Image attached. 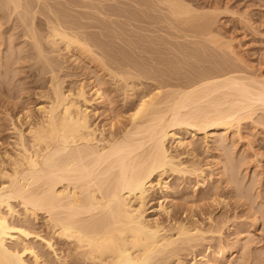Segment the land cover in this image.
<instances>
[{"label":"bare ground","instance_id":"6f19581e","mask_svg":"<svg viewBox=\"0 0 264 264\" xmlns=\"http://www.w3.org/2000/svg\"><path fill=\"white\" fill-rule=\"evenodd\" d=\"M93 1L95 0H59L52 4L46 0H0V26L11 22L6 29L0 27V74H3L2 68L7 74L8 71L13 72L10 68L14 69L12 66L21 62L22 65L28 63L30 67L33 66L31 68L37 65L35 69L40 71L38 73L49 75L36 92L42 98V103L37 107L38 115L33 117L29 108L25 109L28 106L21 101L23 110L26 111L23 116L20 114L17 118L11 117L9 128L13 130L15 138L10 134L13 141H6L9 148L5 147L3 153H0V264H230L227 252H230L233 243L229 248L221 247L213 254L203 255L200 261L196 259L190 263L184 260L182 253L185 251L188 254V251L197 248L198 243L204 241L201 239L206 238L204 233L207 230L204 231L201 227L200 224L203 223L199 221L202 220L183 221L177 219L178 216L173 217L171 210L175 204L169 198L173 195L174 187L164 175L172 170L180 173L191 171L203 177L204 171L182 167L167 143L171 141L175 143L174 147L192 149L193 141L188 140L187 136L203 132L204 148L210 150L212 144H216L217 148L224 150L226 158L221 168L225 173L228 172V178L234 184L237 194L251 200V186L244 185L241 176H238L242 160L239 161L230 152L227 135L233 127H239L243 120L252 118L260 110L264 112V78L246 76L247 73L242 72L244 68L238 66V58L231 59H235L237 65L229 60L231 54L228 57L223 53L225 51L221 48L225 43H215L221 51H215L216 45V48L213 44L210 46L211 43L209 45L211 48L214 46L213 50L209 47L210 51L217 52L216 55L222 53L225 57L211 52V57H205V43L202 51L201 47L196 49L203 41L198 46L196 43L197 47L192 48L193 51L191 48L188 51H191L192 58L197 61H188L193 64L190 67L194 66L192 69H196V72L193 70L195 75L190 77L184 74L187 77L185 82L182 83V79H179L181 82L178 80L177 84L174 79L176 84L172 83L173 79H164L163 75L170 74L172 78L174 75L171 77V74L175 73V78L179 76L182 69L180 66H183L180 64L183 61L187 63L186 57H179L180 61L179 58L169 60L164 57L168 59L166 63L163 62L162 67L165 66V69H148L150 63L147 60L146 67V61L144 63L139 59V62L129 53L130 50L127 52L128 49L125 50L124 47L112 46L114 39L111 44L103 36L104 41L102 34L106 35L108 32H102L100 38L97 34L101 30L97 34L86 31L87 25H90H86L82 19L95 16L89 14L91 11L95 13V10L87 11V14L82 7H93L99 11L102 5L99 12L105 13L104 10L107 9L103 5H109L100 2L97 3L100 6H97ZM156 1H160L159 4ZM156 1L158 6L162 4L168 9L165 17L169 22L172 18L179 26H188L187 29L192 31L191 35L194 31L196 34L200 33V36L202 34V39L218 42L221 36L213 32L211 20L215 18L211 17L212 11L210 15L204 14L205 11L202 15L196 13L198 16L194 17L192 12L196 11L186 2ZM134 2L138 4L136 0ZM70 7H80L85 12L75 11V15V12H70L73 10ZM139 7L141 6H137ZM142 7L141 9H145ZM149 8L146 10L152 11L155 7ZM112 9L109 10L111 15L117 16L120 10L115 9L117 11L114 12ZM134 11L130 14L135 15L137 11L132 13ZM126 13L123 15H130ZM151 13L148 16L154 15ZM100 14L102 18L104 14ZM133 15L129 16L130 19L131 16L135 19ZM139 15L141 13L137 15L139 18L144 16ZM105 20L102 25L113 22L106 20V23ZM115 22L111 24H118ZM172 23L176 24L174 21ZM109 25L107 26L111 27ZM119 26L120 24L117 27ZM170 26L172 29L176 25L172 26L170 22L169 28ZM117 30L116 34L119 33V29ZM110 33L109 38L114 30ZM141 38L144 40L146 36ZM135 45L133 42L132 46ZM151 48L153 51V47ZM228 49L236 55L231 46ZM148 50L147 52H152ZM62 51L70 53L74 58L80 57L82 65L86 62V66L90 67L89 71L93 73L89 83L80 81L73 86L74 81H71V84H67L66 74L61 73L62 64L59 65L60 62L56 59ZM51 52L57 53L54 55L56 58L52 57ZM212 56L219 57V60L216 62L217 58L215 60ZM77 57L73 59L76 60ZM157 57L161 58L160 55ZM204 57L211 60L207 62ZM157 60L155 58L154 62ZM203 61L212 63V66L214 63L216 67H206ZM143 80L153 82L149 86L146 82L145 87ZM108 90L121 92L120 95L129 102L125 122L114 106L115 101L111 99ZM97 104L102 106V111H98ZM263 120L260 121L264 123ZM156 187L164 193L165 199L159 201V206L153 211L166 213L168 222L166 219L161 221L159 215L151 216L146 213L145 201ZM193 213L187 216L188 219H195ZM255 215V222L264 217V196ZM208 218L212 220L211 215ZM243 232H238L237 237ZM249 239L239 238L233 247H238V251L242 250L244 253L243 250H247L244 249L246 244L251 241ZM246 240H249L248 243ZM252 254L254 253L251 252L250 255L255 260H252V264H264L259 254V257Z\"/></svg>","mask_w":264,"mask_h":264},{"label":"rangeland","instance_id":"374dc122","mask_svg":"<svg viewBox=\"0 0 264 264\" xmlns=\"http://www.w3.org/2000/svg\"><path fill=\"white\" fill-rule=\"evenodd\" d=\"M58 1H56V2L58 3ZM61 1H64V0H60V2ZM98 1L95 0V1H93V3L95 2V4L97 6H100V4H102V3L109 4L107 6L103 5L104 9L106 8L108 11L104 10V9L103 10L105 11V13H108V14H105L103 12H99L100 10H102L101 9L102 5L100 6L101 8H99L100 10L98 9L99 11H96V9L93 7H90V8L88 7L89 9L82 7V8H84V10L86 11L87 14L91 10H95L94 11L95 13H93L91 11L92 13L90 12L89 13L90 15L94 14L96 16V14H97L96 18H95V16L92 15L93 17L89 16L88 19L87 18L82 19V20H85L83 22L86 25L88 23L90 25V26L87 25V29L88 28L89 29L88 30L86 29V31H88L90 33L96 32L94 34H97V33H99V30H101L100 33L97 34L101 38L102 32L104 34H106L107 32H108V34H111L110 31L113 33V30H114L115 35L113 33L112 34L113 36L111 35V38H109L110 35H108V34L103 35L102 34V39L104 40L106 38L105 40L107 42L110 41L111 44H113L112 42L114 39L115 40L114 45H112V46H114L116 48H118V46L121 48L124 47V49L125 48L128 49L127 52H129V50H130L129 53L134 55L135 59L137 58L138 61L140 59L141 61H144V63H145V61L147 60L150 63V65L147 67L148 62L146 61V63H145L146 67L148 69H151V70L153 68H155L154 71L161 69V67L164 65L163 62L166 63L168 61V59L170 60V58H172V60H177L179 57L181 59H183L182 57H186L187 63L189 65L186 63V61L184 62L182 60L183 64L181 63L180 65H183V66L179 65L182 69H181V71H179V72H181L180 74L177 73V74H179V76L177 75L178 78L177 77L175 78L176 74L174 73V74H171V77H172V75H174V77H172V78H170V74H168V75L164 74L163 75L164 79L167 78L170 81H171V79H173V80L176 79V81H177L176 83L178 84L179 82H181V80H179V79H182V83L185 82V80L187 79V77L184 74H187V76L190 75V77H193L195 75V73L193 72L194 69H192V68H194V66L190 67V65L192 63H197V61L195 60L194 57L192 58V55L190 52L193 51V49L196 48L198 46V44H201L203 41L204 42L200 46H198V48H196V49H199L200 47H201L200 48L201 51L204 49L203 55L206 54L205 57L206 56L211 57V53H215V55H216L217 52H215V51H221L219 49V47L217 46V44L219 42H221L222 45L224 43L228 44V46L227 45L225 46V44H224L222 46L223 48H221V49H223L222 51H225L223 53H225L226 56L229 57V55L231 54L230 55L231 57L229 58V60H231L232 58H238L236 60L237 61L239 60V62H238L239 65L236 63L237 61L235 59L231 60L232 63H236L239 66V68H241V69L243 67L246 71H244V69H242V72L244 74L247 73L246 76L256 77L257 79L258 78L259 79L264 78V0H180V1H183L184 3L186 2L187 5H190L192 7V9H194V11H196V12H192L195 15L194 17H196L198 15H202L203 12H205V11H206V13H204V14L209 13V15H210L212 13L211 17L215 18L214 20L211 18L213 20V21L211 20V23L213 24V26L211 25L213 28V32L215 31L214 34H216L217 36L218 35L221 36L219 38V40H217L218 42H213V43L210 42L207 38L202 39L204 36L202 34L200 36L199 35L200 33L196 34V32L193 31L194 34L191 35L192 31L187 29L188 26L186 27V25L184 26L183 24L182 25L180 24L181 26H179L178 23H176V21L173 20L172 18L170 19L171 25L172 26L176 25V26L172 27V29H171V26L169 28V25H170L169 19L166 20V17L168 14L167 13L168 9L166 7H164L162 4H161V6L159 5L160 6V8H159L158 4L160 1L158 2L156 0H154V1L153 0H151V1L150 0H145V1L144 0H142V1L136 0V2L141 1V2H138V4L140 3L139 5L134 2L135 0H133V1L132 0H130V1L129 0H121V2L119 0H117L118 2L116 0H113V1L105 0L106 2L104 0H103V2H102V0H98ZM46 2H50V3L52 2V4H53L55 1L54 0H46ZM123 2H125V3H123ZM144 2L147 3V5H145ZM153 2H155L156 5ZM97 3H100V4H97ZM129 3H131L130 6L127 5ZM110 4H113V6H114V7L112 6L113 9L115 7H116L115 9H118V11L119 10L121 11V9H123L124 10L123 12H125V10H126V12L128 14H130L132 10L133 11L135 10L138 13V11L141 9L142 5H145V6L151 5L152 7L149 6L151 9H153L155 7V8H157V10H155V8H154L152 10L153 11L152 12L150 10H146L149 7L147 8V7L143 6V7H145V9L143 7L142 8L145 11L143 9H141L139 13H141V15H144L146 12L147 13L144 16L139 15V16H141L140 17L141 19L139 17H137V15L139 13L138 14L136 13L135 14L136 16L133 14H130V15H133L135 17V19H134L131 16L132 19H130V17H129L130 15L129 16L123 15L126 12L123 13L122 11H121L122 13L119 11L117 13L118 14L117 16H115L116 14L111 15V13L109 12V10L111 11V9H112ZM134 4H136V5H134ZM108 6H110V7H108ZM137 6H141V7H139L140 9L137 8ZM156 6H158V7H156ZM161 7H164V8L162 9ZM72 8H73V10H72ZM72 8H71L72 11H70L71 13L72 12L74 13L75 11L81 12L83 10L80 7L79 8L81 10L77 7H72ZM109 8H111V9H109ZM113 9H112V11H113ZM136 9H138V10H136ZM158 9H159V11H158ZM116 11L117 10H115L114 12H116ZM135 11L132 13H135ZM76 12L74 13L75 15H77ZM98 12L104 14V16L102 15L103 19L101 18V14L99 15ZM151 12L154 13L155 16L150 15V14L148 16V13H151ZM196 13L198 15H196ZM119 14H121V15H119ZM158 14H159V16H158ZM78 15H79V12H78ZM107 15H109V16H107ZM122 15H123V17H122ZM118 16H121V17H118ZM152 16L156 17V18H157V16L160 17L161 19L157 18L158 19L157 21L160 20L159 22H161V23L155 21L156 18L155 19L150 18ZM162 16H163V19L165 20V23H164V20L162 19ZM91 17H92V19H91ZM105 17H106V20L113 21V22L110 21L111 23H114V21H116L115 23L120 24L121 27L120 26L117 27L118 24L112 25L110 23V25H109V23H108L107 25L114 28V29L113 28L111 29V27H108L107 25H106L107 27L105 25H102L103 21L105 20ZM107 17H108V19H107ZM97 18H98V20H97ZM101 19H102V21H101ZM161 20H163V21H161ZM173 21L176 24L173 25V23H172ZM6 23H9V25ZM106 23H107V21H106ZM166 23H168L169 25H166ZM10 24H11V22H5L0 27L2 29H3V27H4V29H6L10 26ZM98 24H101L104 27H102V26L99 27ZM163 24H165V25H163ZM91 25H93V26L91 27ZM122 26H123V28H122ZM183 27H186L185 30H189V32L188 31L186 32L184 29H183L184 31L181 30ZM103 28H105V30H103ZM107 29H108V31H106ZM117 29H119V33L117 32V34H116ZM218 32L221 35L218 34ZM187 33L188 34L190 33V34L188 35ZM118 34H120V35L118 36ZM195 34L197 35V37ZM116 35H117V37L115 38L114 36H116ZM103 36L104 37L106 36V37L104 38ZM142 36H143V38H144V36H146V38H144V40L142 38L140 39V37H142ZM147 36H149V37L147 38ZM163 36H164V38H163ZM118 37L119 38L121 37L122 39L120 40ZM18 39H21V38H18ZM151 39H153L154 41L156 40V41L155 42H152L153 40L149 41ZM164 39H166L165 42H164ZM200 39H202V40H200ZM223 40H224V42H223ZM16 41H18V40H16ZM126 41H128V42L125 43ZM132 41L134 42V44H136L135 46H132L133 45ZM166 41H168L169 43L168 42L166 43ZM131 42H132V45H131ZM196 43H197V46H196ZM210 43H211V45H210ZM215 43H217V44H215ZM127 44H130L131 46H129ZM149 44H151V45H149ZM212 44L214 46L215 45L217 46V48L215 46L216 50L214 49L215 50L214 52L210 51V49L213 50V48H214V46H213V48L210 47V46H212ZM115 45H117V46H115ZM152 45H154V46H152ZM230 46H231V48H233V50H235L236 55H234L233 53L230 52V50L228 49ZM134 47H137V48H134ZM145 47H147V49H149L148 51H150V50L152 51L151 47H153L154 53H153V51L151 53L147 52V49H144ZM179 47H181V49ZM202 47H203V49H202ZM209 47H210V49H209ZM133 48L135 50H132ZM178 48L181 50V51L179 50L180 52L177 51ZM190 48H191V51L188 52ZM206 49L209 51H207ZM227 49H228V52H227ZM144 50H146V51H144ZM182 50H183V52H182ZM65 52L62 51L60 56H56L57 55L56 52H54V53L51 52V53L53 54L52 57H54V55L56 57H59V58H56V57H54V58H56L60 62V63L58 62L59 65L62 64L60 66L63 69V71H61V73H63L64 75L66 74L65 79L68 82L67 84H71L73 81H74V83H72L73 86L74 85L76 86L75 83H80V81L83 83L84 82L89 83L90 79H92L90 76L93 75V73L90 72L91 71L90 67L86 66L85 61H84L85 64L83 63V65H82L83 60L80 57L75 56V58L77 57L78 59L74 60L75 58L72 55H70V53L66 52V54H65ZM206 52H209V53H206ZM158 53H160V54H158ZM187 53L190 55H187ZM219 54H220V56L222 55V53H219ZM219 54H217L216 56H219ZM159 55L162 59L161 58L158 59L157 56H159ZM237 55H238V57H237ZM170 56H172V57H170ZM213 56H212V58H215ZM151 57H153V58H151ZM164 57H166L168 59L166 60V59H164ZM205 57H204V59H206ZM223 57H225V56L222 55V58ZM155 58H156V60L157 59L158 60L154 62ZM180 58L178 59V61H180ZM216 58H215V60H216ZM79 59H80V61H79ZM151 59H153V60H151ZM163 59L166 61H164ZM184 60H185V58H184ZM194 60L196 62H192L191 64L188 62V61H194ZM206 60L208 62V60H211V59L208 58ZM218 60H219V57L217 58L216 62ZM240 60H242L244 63L242 64V62ZM203 62H199V64L200 63L204 64L205 62L204 63ZM141 63L143 64V62H141ZM154 63L156 64V66ZM211 64L205 63L204 66H206V67L211 66V68L216 67V64L214 65V63H213V66ZM36 66H35V68H36ZM12 67L15 70L10 68V71L13 70V72L9 73V71H8V74L5 73L4 72L5 69L2 68L3 74L7 75V77H5V75H3V74H0V85H1L0 86L1 87L0 88V153H3L5 147L9 148L6 146L7 145L6 143L8 141H13V139L15 138L14 134H13V130L9 128L11 117L17 118V116L20 114H21V116H23V114L26 111L25 109L28 110V108L30 110L29 113L33 117H36L38 115V108L37 107L39 106L40 103H42L41 102L42 98L40 99L39 98L40 95L36 92H38L40 90V88H41L40 85L43 86L44 81L49 76L47 74L41 75V73H38L40 71H38L35 68H31L33 66L30 67V65H28V63H24L22 65V63L20 62L17 65L14 64ZM163 68L165 69V66L162 67V69ZM161 70H158V71H161ZM188 70L189 71L191 70L192 72L190 71L191 73L190 72L185 73V71H188ZM194 71L196 72V69ZM69 73L71 76L69 75ZM181 74H182V77L180 78ZM106 78H108V77H106ZM5 80H7L8 82L7 81L5 82ZM173 80H172V83H175V80L174 81ZM178 80H179V82H178ZM135 81H137V80H135ZM143 81L145 83V87H146L147 83H148L147 86H149V84L151 85L153 82L152 80H150V81L143 80ZM42 83H43V85H42ZM142 86L144 87V84ZM173 86L175 87V85H173ZM106 87H108V85ZM171 87H172V85H171ZM109 89H110V87H109ZM108 91L110 92L111 99L113 98L114 99L113 101H115L113 103L114 106L119 110V112L121 113V116H123V117H121L122 121L125 122L126 121L125 117L128 114L127 108L129 107V105H128L129 102L127 103L126 99L124 100L123 96L120 95L121 92L118 93V92H115L113 90H112V92H111V90H108ZM21 101L24 102V105L28 106V107L26 106L27 108H25L24 110H23L24 105L22 104L23 102H21ZM96 106L98 107V111L103 110V108L100 104H97ZM36 111H37V113H36ZM263 116H264V112L261 110L258 111L256 114H254L252 116V118H247V119L243 120V123L239 127H233V129L229 130L228 135H227L228 136L227 144L229 145V147L231 149L230 152L232 151L233 156H235L237 159L239 158V161L242 160L240 162V165L238 168L239 169L238 170L239 171L238 176H241L240 178L242 179V181H243L242 183L244 185H248L249 187L251 186L250 193L253 195L254 201H253V198L251 199L252 200L251 201L250 199L248 200V198H245L244 196L242 197L239 194H237L236 190L234 189V184H232V182L228 178V175H227L228 172L225 173L223 171V167L221 168V166H223V163H224L225 158H226V154H225L224 150L217 148L216 144H212V146L210 147V150L205 149L204 148L205 146L203 144L204 143V139H203V135H202L203 132L202 133L198 132L195 136H193V135L187 136L188 140H190L191 142L193 141V143H192L193 145H191V146H194V147L192 149H189L191 147H189V148L188 147H178V148L174 147L173 144H175V143H172L171 141H170V143L169 142L167 143L168 146L171 147V150H173L172 152L175 153V157L177 156L178 161H180V163H182V167H185L187 169L188 168L191 169V167H193V168H197V169H203V171H204L203 177L197 176V173H195V172L193 173L191 171L184 172V173L182 171V173H180L178 171H172V170H170L167 174L164 175L165 179H167L169 181L170 185L174 187V190L172 192L173 195H171V198H169L171 200V202L173 200V204H175L172 207L173 209L171 210V214L173 215V217L178 216L179 218L177 217V219H180L183 221H191V220L192 221H194V220L198 221V219L202 220L199 222H201L205 225H203V224H200V225L202 228H204V231H205V229L207 230V233L206 232H205L206 234L204 233V235H207L206 238L201 239V240H204L202 242H201V240L199 241L201 243H198L199 245L197 248L195 247L194 249H191L192 251L191 250L188 251V254L185 253V251L183 252L184 254L182 253L183 258H185L184 259L185 261H188V262L191 261L192 262L196 259L198 261H200L199 259L203 255H206V254L208 255L211 253L213 254L214 252L217 251V249H220L221 247L225 248V246H226L229 248V246H231V245L233 247V245H235L234 243H236V240H238L239 238H243V240H245V239H248V237H249L251 239V241H249L250 239L246 240L247 243H248V241H249V243H248V245L246 244L247 247H245L244 249L247 248V250H243L244 253L242 252V250L239 252L238 247H233V248L230 247V252H227L228 256L230 257V259H229L231 262L230 264H250V263L252 264V263H254L253 261H255V260L252 259L251 255H250L251 252L254 253V255L252 254V256H254V257H256L255 256L256 254L258 257L260 255L261 256L260 259L263 260V263H264V217L261 218L262 220L260 219L261 221L260 220L258 222L254 221L255 216H256L255 215L256 209L258 208L259 204H261V202H262V196H264V123L262 121H260V120L264 119ZM98 120H100V118ZM178 131H179V129H178ZM182 132L185 133V131H182ZM10 134L11 135L13 134L12 136L14 138ZM10 138H13V139H10ZM175 148H177V149H175ZM257 193H258V196H257ZM164 199H165L164 193H162L160 191L159 187H156L155 189L151 190L150 194L148 195V197L145 201V207L147 209L146 213L150 214L151 216L159 215L158 217L161 219V221H163V220L165 221V219H166V221L168 222V220H167L168 217H167L166 213H164V212L158 213V211H155V210L153 211V209H156L159 206V201H162ZM169 199H168V201L170 202ZM217 201H218V204H217ZM164 202H166V200ZM191 205H194L195 207L193 208V207H191ZM192 208H193V211H191ZM191 213H193L196 216V217L194 216L195 219H193V218L188 219L189 217H187V216H190ZM207 215L208 216L211 215L212 220H209L210 217L207 219V217H208ZM174 218H176V217H174ZM185 219H187V220H185ZM167 222H165V223H167ZM216 222H218V223H216ZM222 222H223V224H221ZM215 223L217 225H215ZM204 226L207 228H205ZM209 227H211V228H209ZM216 227H218V228H216ZM219 227L222 228L221 233H220ZM210 229H212V230H210ZM213 229H214V232H213ZM215 229H219V230L216 231ZM238 232H240V233L243 232L241 235L239 233V238L237 237ZM231 243H233V244H231ZM223 244H224V246H222ZM256 248H259V249H256ZM232 253H234V254H232ZM238 255L239 256L241 255L244 258H242L241 256L239 257Z\"/></svg>","mask_w":264,"mask_h":264}]
</instances>
